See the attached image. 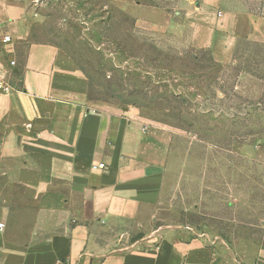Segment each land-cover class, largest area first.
<instances>
[{
	"label": "crops",
	"instance_id": "0c3cea01",
	"mask_svg": "<svg viewBox=\"0 0 264 264\" xmlns=\"http://www.w3.org/2000/svg\"><path fill=\"white\" fill-rule=\"evenodd\" d=\"M185 8L158 24L218 64L264 41V18L222 0ZM32 28L28 0H0V76L13 88L0 92V264H234L198 233L157 224L173 132L89 98L79 69Z\"/></svg>",
	"mask_w": 264,
	"mask_h": 264
},
{
	"label": "rangeland",
	"instance_id": "374dc122",
	"mask_svg": "<svg viewBox=\"0 0 264 264\" xmlns=\"http://www.w3.org/2000/svg\"><path fill=\"white\" fill-rule=\"evenodd\" d=\"M33 40L56 46L88 97L141 113L173 139L158 225L182 226L254 264L264 246V41L228 64L158 23L196 0H28ZM264 18V0H222Z\"/></svg>",
	"mask_w": 264,
	"mask_h": 264
},
{
	"label": "built area",
	"instance_id": "2783aa9c",
	"mask_svg": "<svg viewBox=\"0 0 264 264\" xmlns=\"http://www.w3.org/2000/svg\"><path fill=\"white\" fill-rule=\"evenodd\" d=\"M2 42L4 44L10 43L11 42V37L9 35H6L3 37ZM11 65H14V62H11ZM13 90V88L9 85V83L2 77L0 76V92L2 93H9ZM93 169H105L104 164H99L96 166H93ZM4 225H0V229L3 230Z\"/></svg>",
	"mask_w": 264,
	"mask_h": 264
}]
</instances>
